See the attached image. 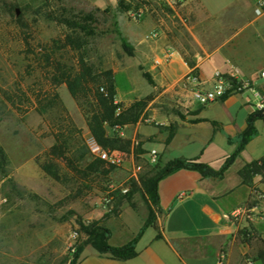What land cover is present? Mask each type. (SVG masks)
<instances>
[{
	"label": "rangeland",
	"instance_id": "374dc122",
	"mask_svg": "<svg viewBox=\"0 0 264 264\" xmlns=\"http://www.w3.org/2000/svg\"><path fill=\"white\" fill-rule=\"evenodd\" d=\"M93 1L102 4L96 5ZM118 1L0 0V148L6 158V165L0 169V264H64L72 256L74 247L85 239L79 233L78 222L84 225L102 222L114 215V201L110 211H106L101 206V197L108 182H118L127 176L123 168H113L104 178L79 181L60 164L61 172L68 175L66 180L57 182L38 166L54 144L56 131L60 126H68V118L80 130L81 145L87 156L96 158L84 142L88 132L76 102L64 84L53 86L51 83L55 62L72 71L77 68L76 52L62 46L64 35L70 29L54 18L65 17L77 24H87L91 33L76 30L86 62L94 71L112 72L116 99L126 93L127 80H130L142 95L132 103L143 105L148 83L142 71L135 67L120 71L119 63L130 61L125 48L129 43L123 39L120 24L164 20L172 46L187 64L202 56L201 45L206 44L210 49L219 43L222 20H194L196 9H187L183 2L121 0L127 7L121 9ZM209 1L215 3V0ZM137 11L141 16L133 19L131 14ZM254 13L257 15L255 9ZM262 50L261 45L254 46L243 38L236 55L245 65H250L252 60H262ZM256 88L264 93L263 86L256 85ZM53 94L57 95L61 107L44 106ZM243 94L250 97L248 92ZM250 100L253 102L251 97ZM142 110L143 107L140 114ZM218 139L214 138L215 144ZM152 147L159 149L160 145L148 144L147 150ZM137 148L140 150L141 145ZM137 148L136 155L142 151L135 152ZM216 157L214 153L210 165L219 169L222 164ZM135 162L142 167L138 178L147 167H152L139 156ZM131 203L145 212L137 193L133 194ZM125 205L128 204L123 201L118 208Z\"/></svg>",
	"mask_w": 264,
	"mask_h": 264
},
{
	"label": "crops",
	"instance_id": "0c3cea01",
	"mask_svg": "<svg viewBox=\"0 0 264 264\" xmlns=\"http://www.w3.org/2000/svg\"><path fill=\"white\" fill-rule=\"evenodd\" d=\"M258 1L215 0L211 4L209 0H184L187 9H196L194 20H222L219 43L215 46L207 49L206 44L202 46L194 37L203 54L192 67L172 46L164 20L120 24L123 39L131 48L130 55L126 53L130 61L119 63L120 71L135 67L147 73L152 83L147 82L145 93L148 94L143 97V110L137 121L116 130L117 136L128 139L130 147L134 143L141 145L145 157L148 144L160 145L159 149L152 147L158 152L160 163L177 158L197 159L213 168L210 164L216 153V160L223 164L236 149V138L245 129L248 115L255 110L254 102L249 96L238 94L200 106L182 88L180 80L194 69L209 88L215 72H236L255 86L264 87V79L259 78L264 70V11L255 15ZM153 31L156 37H148ZM243 38L254 46L261 45L262 60L245 65L237 57L239 41ZM166 54L169 59L164 62ZM140 97L127 80V91L118 96L116 103L126 108ZM254 128L255 135L221 178L202 177L195 170L180 168L158 181L154 223L137 240L134 257L113 259L86 245L77 264H216L221 251L226 253V264H264L257 256L264 245V179L256 175L245 184L238 175L245 164L264 157L263 121L256 120ZM106 132L113 134L108 127ZM215 137H219L218 144ZM249 203L253 208L246 213ZM203 206L212 210L211 217L203 214ZM234 210L239 214L230 219L229 214ZM146 213V208L142 212L125 205L103 220L101 224L110 233L109 245L118 247L128 243L142 228ZM250 228L253 239L248 244L241 232Z\"/></svg>",
	"mask_w": 264,
	"mask_h": 264
},
{
	"label": "trees",
	"instance_id": "16d2710c",
	"mask_svg": "<svg viewBox=\"0 0 264 264\" xmlns=\"http://www.w3.org/2000/svg\"><path fill=\"white\" fill-rule=\"evenodd\" d=\"M118 7L127 9L121 0L118 1ZM84 18L90 19V16H85ZM54 21L70 29V32L64 35L62 46L76 52L77 68L75 71H72L61 63L55 62L53 65L54 72L51 76L52 85H65L68 94L76 102L84 118L88 134L94 138L102 149L128 152L130 150V141L117 136L115 131L134 124L140 115L143 104L141 102H134L126 108H121L116 103L112 72L110 70L94 71L86 62L81 53L82 41L76 35V30L83 33H91V30L88 29L89 26L84 23V20H82L84 24H77L67 20L65 17L54 18ZM125 48L128 52L127 54L130 55V46ZM188 65L192 67L193 63H188ZM142 76L149 84L152 83L147 73L142 72ZM225 98L227 96L222 97L220 100ZM44 106L61 107V104L57 95L53 94L46 100ZM256 120H262L264 123V108L261 110L255 109L248 115L245 129L236 138V149L224 160L218 170H214L197 159L184 158H177L163 164L158 162L152 167H147L139 178V184H133L127 194L119 195L114 199L115 211L113 213L116 214L119 209L118 207L123 201L131 208L136 209L135 204L131 203V198L134 193L140 196L147 213L144 224L137 235L125 245L113 247L108 243L109 230L101 222H91L85 225L78 222L80 227L79 233L83 234L85 239L74 247L72 256L64 264H77L82 248L86 245L92 247L99 254L107 255L113 259L127 260L134 257L136 255L135 244L137 240L142 235L144 229L154 223V207L157 203L156 185L158 181L180 168L195 170L202 177L221 178L223 172L232 164L235 157L255 135L254 122ZM68 122V126H60L59 130L56 131L54 144L48 149L44 160L38 162L40 170L57 182L66 180L68 175L61 172L60 164L65 165L66 169L72 172L79 181H95L106 177L113 167H107L103 161L97 158L88 157L85 147L81 145L80 130L75 128L70 118H68ZM106 127L113 130L112 135L107 134ZM140 151L138 148L135 150V152ZM5 165L6 158L0 148V169H3ZM238 175L245 184H249L251 179L256 175L264 179V157L245 164L238 171ZM252 206V203L247 205L248 208ZM252 230L250 228V231L243 230L241 232L243 241L248 244L253 239ZM257 256L264 263V245H261Z\"/></svg>",
	"mask_w": 264,
	"mask_h": 264
},
{
	"label": "built area",
	"instance_id": "2783aa9c",
	"mask_svg": "<svg viewBox=\"0 0 264 264\" xmlns=\"http://www.w3.org/2000/svg\"><path fill=\"white\" fill-rule=\"evenodd\" d=\"M175 2H183L184 0H173ZM264 11V0L257 2L255 12L260 15ZM141 16V12H133L131 17L137 19ZM156 32H150V38L156 37ZM169 55H165L164 62H167ZM159 64V61H155ZM259 78L264 79V70L259 73ZM182 88L191 95V98L200 106H205L211 102L220 100L224 96L238 95L248 92L253 99L254 107L257 110L264 108V93L258 91L256 86L248 79L242 78L236 72L222 73L215 72L213 75V83L209 88L205 87L204 82L200 79L198 73L191 69L180 80ZM89 152L97 159L103 161L106 166L113 168H123L126 171V178L121 181H110L107 183L106 190L101 197V206L106 211H110L114 198L119 195L127 194L133 184H137L139 181L138 175L142 169L141 165L135 162L137 156L144 159V163L150 166H154L158 163V152L151 148L146 151V157L141 153L136 155L134 149L138 146V143H134L128 152L120 150H104L102 149L92 136H88L84 140ZM144 154V155H145ZM263 195H259L262 198ZM253 207H246V213ZM202 212L205 216L211 217L213 215L212 210L208 206L202 207ZM239 212L234 210L229 214L230 219H234L238 216ZM216 264H226V253L224 251L219 252L217 256Z\"/></svg>",
	"mask_w": 264,
	"mask_h": 264
}]
</instances>
